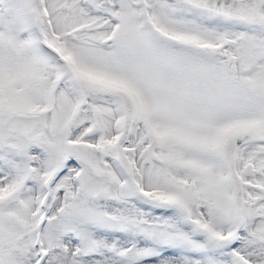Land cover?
Wrapping results in <instances>:
<instances>
[{"label": "snow or ice", "instance_id": "6c2138e0", "mask_svg": "<svg viewBox=\"0 0 264 264\" xmlns=\"http://www.w3.org/2000/svg\"><path fill=\"white\" fill-rule=\"evenodd\" d=\"M0 264H264V0H0Z\"/></svg>", "mask_w": 264, "mask_h": 264}]
</instances>
